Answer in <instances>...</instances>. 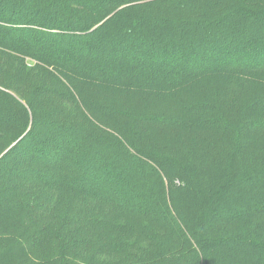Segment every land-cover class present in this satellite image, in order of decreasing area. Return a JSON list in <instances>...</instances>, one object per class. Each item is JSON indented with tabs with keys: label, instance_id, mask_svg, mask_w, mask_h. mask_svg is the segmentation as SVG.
Wrapping results in <instances>:
<instances>
[{
	"label": "trees",
	"instance_id": "obj_1",
	"mask_svg": "<svg viewBox=\"0 0 264 264\" xmlns=\"http://www.w3.org/2000/svg\"><path fill=\"white\" fill-rule=\"evenodd\" d=\"M0 264H264V0H0Z\"/></svg>",
	"mask_w": 264,
	"mask_h": 264
}]
</instances>
